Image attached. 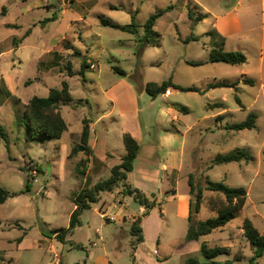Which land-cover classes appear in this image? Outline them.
Here are the masks:
<instances>
[{"label":"rangeland","instance_id":"obj_1","mask_svg":"<svg viewBox=\"0 0 264 264\" xmlns=\"http://www.w3.org/2000/svg\"><path fill=\"white\" fill-rule=\"evenodd\" d=\"M87 3L90 6L88 9L84 7ZM110 4L122 5L123 9L110 10ZM169 5L174 6L175 11L158 26L162 37L161 48H150L140 58L136 55L134 36L98 25L99 15L119 25L129 24L131 13L137 10L135 24L143 32L149 15ZM181 5L177 0H0V125L7 133L6 140H0V186L9 192H19L29 183L28 192L8 198L0 205V264H56L58 260L61 264L82 263L86 261L87 250L94 248L91 242L104 246L113 264L133 263L129 256L130 224L124 226L127 233L117 240L120 245L116 248L111 227L103 229L101 219L90 209L83 211L81 225L70 232L65 244L51 234L52 230L68 227L70 212L74 208L71 195L85 185V178L77 170L80 161L86 160L85 155L80 153L68 157L72 146L79 140L82 121H95L100 116L103 122H109L108 140L105 145L99 144L94 158L91 155L79 167V170L86 171L90 185L106 179L109 168L124 153L122 129L129 132L131 127L140 126L143 141L156 139L159 131H172L175 126L184 132L187 125L190 131L185 143L187 147L194 148L195 162L199 167L194 174L196 183L204 186L205 176L215 182L223 181L230 187H243L247 192L243 210L226 227L208 235V244L210 247L228 246L231 250L229 256H219L216 261L232 260L235 255L243 254L244 258L235 264H250L253 251L243 237L240 225L248 218L259 232L264 233V88L259 87V82L251 90L239 91L244 110L235 103L233 94L227 88L211 93L209 97L213 96L215 101L192 92L168 97L159 95L152 100L146 91L136 90L134 103L126 100L120 92L116 100L109 97V88L116 80L124 78L116 74L112 66L128 74L126 82L138 90L141 89V81L161 83L171 78L172 53L178 46L174 41L176 30L172 21L183 7ZM55 7L59 8L56 10ZM61 9L66 10V16L59 15ZM197 9L201 11L198 7L190 10L196 13ZM79 15L86 20L73 22ZM183 21L178 22L181 31L191 23L187 17ZM197 25L195 33H201L202 26ZM28 30L30 33L25 35ZM75 33L86 39L81 42ZM64 36V40L59 39ZM73 36L76 38L74 42L71 41ZM14 40L17 44L13 43ZM83 60L96 65L94 70L86 69L84 78L79 74ZM68 63L73 76H69ZM191 70L193 77L201 82L211 73L210 67H192ZM180 74L188 80L189 75L184 70H180ZM64 81L68 83L74 99L69 105L59 107L68 130L60 139L30 140L25 122L21 120L25 106L33 96L46 97L50 89H60ZM201 82L196 85H201ZM223 96L227 99L225 110L206 109L207 103L219 102ZM174 103H181L188 113L169 111ZM250 112L257 115L256 128L252 130H220L215 123L218 114H226L225 122L231 124L244 121ZM173 115L179 117L180 122H171ZM142 124H150L151 128L145 131ZM97 130L101 131V127ZM237 148L244 149L253 157L247 167L239 163L215 165L204 175L201 174L204 166L218 153ZM107 151L113 158H104L103 163L97 160V156L106 157ZM134 168L140 172L157 173L159 183L162 170L157 159L147 158L142 153L136 158ZM177 190L180 195L187 196L189 188L186 179L178 182ZM162 191L160 187L153 193L160 199ZM213 194L206 192V197ZM100 195L109 199V194L105 192ZM152 195L149 197L152 198ZM125 200L128 203L125 210L127 217L136 215L139 204L127 196ZM111 205L114 203L108 201L104 210L115 211ZM98 206L95 204L96 208ZM211 217L214 213L204 202L196 219ZM151 220L150 224L154 226L155 219ZM96 230L101 232L102 241ZM41 234L47 239L38 245ZM162 234L173 240V245L168 247L166 240L161 239L164 242L162 251L166 249L172 253V259L167 264H184L188 256H196L202 261L199 242L184 241L185 231L181 222L170 218ZM147 236L150 237V229ZM22 237L24 242L19 244L21 241L18 239ZM76 245L83 249L76 248ZM157 248L160 249L151 240L144 242L139 248L138 263L151 261L156 264L160 261L154 253ZM257 262L264 264V256Z\"/></svg>","mask_w":264,"mask_h":264},{"label":"crops","instance_id":"obj_2","mask_svg":"<svg viewBox=\"0 0 264 264\" xmlns=\"http://www.w3.org/2000/svg\"><path fill=\"white\" fill-rule=\"evenodd\" d=\"M74 1L75 0H73V2ZM177 1L180 2V4H182L181 6L183 7L180 8L177 16L172 21V26L176 30V33H175L176 36L174 38V41H175V44L178 45L177 50L172 53V74H171L172 82L181 87H195L200 90H203V93H199V92H192V93L201 94L211 101L212 100L215 101L213 96L209 97L211 93H213L216 90H220L221 88L209 89V90H206V88L210 83H214L217 81L232 82V81H236L241 76H244L245 78L253 81L252 85L244 84L240 81L237 92H235V90L232 88H227L229 93L233 94V99H234L235 93L238 95L239 91H244L247 88L249 90L255 88L257 81L259 82V87L264 88V0H177ZM169 6L171 7V9L168 12H166L164 15H162L159 19H157L154 24V31H156L160 35L161 33L158 29L159 24L161 23L163 19L169 18L170 17L169 15L174 13L175 11L174 6L172 5H169ZM84 7L88 9L90 6L87 3V5ZM196 7L200 8L201 11L197 9L196 13H194L192 12V10H190V9L195 10ZM58 8L59 7H55L56 10ZM189 11L194 13L195 16L202 15L204 17L198 22H196L195 24V22H193L189 18V15H188ZM66 14H67L66 10L61 9L59 15L66 16ZM52 17L54 19L56 16L54 15ZM185 17H187L191 23L188 25V27H186L185 30L181 31L179 28L178 22L183 21ZM85 20H86L85 17H82V15H79L78 17H75L73 22H78V21L80 22V21H85ZM198 23L199 25L202 26L203 31L201 33H195ZM98 25H100V22H98ZM120 26H124V25H120ZM102 27H105V26H102ZM210 31H215L218 34V36L224 39V49L225 50L244 53L247 57V62L245 64L235 65V66L227 65L224 63H209L208 62L209 53L214 45V42H216L218 39V37L212 38V36L208 35ZM123 33H127V32H123ZM142 34L143 32L138 30V36H141ZM76 35H78L76 38H78L81 42L83 38L86 39L83 36H79V34H76ZM189 36H195L197 40L196 41H186V38H188ZM73 37L72 38L70 37L72 42H74V40L76 39L75 37L74 38ZM97 37H100V36H97ZM59 39L64 40L65 36ZM51 40L52 39H50V41ZM135 44H136L135 46V49H136L137 43L135 42ZM194 45H197V47ZM150 48H153V47H147L143 51L142 57L145 55L146 51ZM200 53H202L201 56H200ZM190 62L201 63V65L193 66V65H190ZM88 64H89V68L87 70L96 69L95 64L93 63L91 64L88 63ZM192 67H210L211 73H208V75L201 82V81H198L197 78L193 77V71L191 70ZM180 70H184L186 72V75L190 76L186 78L188 80H185L183 78L184 75L180 74ZM125 79L126 78L124 77L114 82V84L109 88V97L116 100L117 93L120 92L122 95H125L124 97H126V100H129L130 102L134 103L135 98H136V92L137 91L144 92L145 91L144 87L148 82L141 81L142 86H141V89L138 90L136 89V87H134L133 84L126 82ZM199 82H201V85H196ZM168 91H169V95L163 94L162 96L164 97H168L172 95L177 96L178 93L181 92L174 88H170ZM120 99L122 101L123 100L125 101V98L123 99V97H121ZM226 101H227L226 97L223 96L219 102L207 103L206 109L225 110ZM240 101L242 103L241 98H240ZM216 103H222L224 104V107L216 108L214 107V104ZM238 106L244 110V105L243 107H241L240 105ZM180 107H184V106L181 103H174L169 108V111L172 110V111L177 112ZM187 113H188V109L185 114ZM219 115H222L223 117L217 122L216 117ZM225 115L226 114L222 113V114H218L217 116H215V123L217 124V127L220 128V130L225 129V126H227V124L229 125V123L225 122V119H226L224 118ZM223 119L224 121H222ZM88 120L87 121H88L89 130H90L88 144L92 150V157L94 158L95 157L94 153L97 152V150L99 149V144L105 145L108 140L107 135L109 134V122L107 123L103 122L101 116L98 117L95 121H92L91 119H88ZM174 120H176L177 122H180L179 117H177L176 115H173L171 122H173ZM99 126L101 127V131L97 130ZM139 127L140 126L138 125L133 126V129L131 127L130 129L131 131L129 130L128 133H130L134 138H136L139 141V144H140L139 155L144 153V155L147 156V158L158 160V166L160 170H162V173L159 179L160 185L157 180L159 176L157 175V173L152 174V173H147V172H140L139 170H135V168H133L132 172H130L127 175L126 183L141 190L143 194H145L147 197L153 194L154 197L152 198L156 200L155 207L149 211L148 215L143 216L145 212V208L139 205L138 213L136 215H131L127 217V215L125 214V210L128 207V203L125 200V196L122 194V186L119 185L112 192H105V194H109L108 200L103 199L102 195H100L99 200L96 203V204H99L98 206L99 208H96L94 204L91 206L90 211H94L95 215H98V217L101 219L102 221L101 226L103 227V229L106 227H111L110 232L113 235L112 236L113 241L116 242V248L119 247L120 245V243L117 240L121 236L126 235L127 233V231L124 229V226L127 223L131 225V223L134 220L141 218L140 225L143 230L144 242L151 240L158 247H160V249L157 248V251L156 250L154 251L157 257L161 259L160 261H157L156 264H167L172 259V253H170L166 249L162 251L161 248L164 242H161V239L163 238L166 240L168 247L173 245V240L172 239L169 240L168 235H165V234L163 235L162 229L168 225L170 218H175L177 221L181 222L182 228L185 231V235H186L187 228H188V217L190 215L191 197H190L189 190H188L187 196L180 195L177 190V184L183 178L187 180V184H188V175L195 174L199 167H198V163L195 162L194 148H192L191 146L187 147L185 143L186 136L188 132L190 131L189 126L186 125L184 127L185 128L184 132H182V130H180L179 128H176V126L173 128L172 131L169 129H164L163 131L158 132L156 139L149 138L143 141L140 137ZM142 128L145 131H148V129L151 128V125L142 124ZM67 130H68V125H67ZM125 130L123 129L121 130V138ZM90 139H92V142H90ZM124 154H125V151L123 154L119 155L118 162L114 164L113 166L120 163L121 157ZM97 158H98L97 160L103 163L105 161L104 158L111 159L113 158V156L111 155L109 151H107L106 157L97 156ZM209 163L207 164V166H204L203 172L201 174L204 175L206 170H208ZM233 163H236V162H233ZM229 164H223V165H229ZM239 164L244 165L245 167L248 166V164H245L243 162H240ZM112 167L109 168V175H110V169ZM89 169H91V166ZM97 172L95 173L97 174ZM108 177H106V179ZM160 187L163 188V191L161 192L162 196L159 199L157 195L153 192L156 191V188H160ZM205 196H206V192H205ZM127 197L128 199H133L132 197H129V196ZM108 201H112L114 203V205H111V207L114 208L115 211L108 212L104 210L105 206L108 204ZM204 202L207 205V202L206 201ZM169 205H171L170 206L171 209L168 210ZM74 209H75V206L72 209V211ZM72 211L70 212V214L72 213ZM83 215L84 214L82 213L80 219L84 217ZM127 218H129V222H127L128 221ZM151 219H155L156 223L154 226L150 224L152 223ZM38 228H39V225H38ZM112 229H114L113 232H112ZM129 229H130V226H129ZM149 229H150V237L147 236V231ZM240 231L242 232L241 229ZM95 233L98 235L99 240L102 241L103 237H102L101 232L96 230ZM261 234L264 235V233H261ZM207 236H203L198 240L200 247L203 242L209 246ZM40 237L41 239L38 240V243H37L38 245H40L41 242L47 239L45 238L43 234H41ZM131 240H132V237L130 241ZM18 241H21V243L19 244H22L24 242L23 237L18 239ZM130 241H129V250H130ZM144 242L137 246L134 252V261L132 264H141V263H138V258H140L139 248L140 246L144 244ZM91 247H94V248L87 250L86 255H85L86 256L85 264H113L104 246L99 247L96 245V243L91 242ZM189 257H192V256H188L186 257V259ZM56 258H58V256H56ZM186 259H185V262H186ZM59 263H61L60 260L56 262V264H59ZM146 264H153V263H151V261H148V263Z\"/></svg>","mask_w":264,"mask_h":264},{"label":"trees","instance_id":"obj_3","mask_svg":"<svg viewBox=\"0 0 264 264\" xmlns=\"http://www.w3.org/2000/svg\"><path fill=\"white\" fill-rule=\"evenodd\" d=\"M110 10L122 9V5H110ZM171 9L170 6L162 9H157L152 14L149 15L147 21L143 26V34L138 36V26L135 24V16L137 11L131 14V23L128 25L120 26L113 22L111 19L105 18L103 15H99L98 19L101 26L111 27L119 29L123 32H127L135 36V42L137 43L136 55L140 58L143 51L147 47L160 48L162 45V37L159 33L154 31V24L157 19L168 12ZM189 18L193 22H198L204 16L194 15L189 11ZM30 30L26 32L28 35ZM208 35L212 38L218 37L217 41L209 53V63H224L227 65L235 66L242 65L247 62V57L242 52L228 51L224 49V39L215 31H210ZM195 36H189L186 41H196ZM14 44L17 42L14 40ZM78 54V53H77ZM190 65L199 66L201 63L190 62ZM66 68L69 70V76H73L70 69L71 66L68 63ZM89 68V64L83 60L80 65L79 74L84 78L86 69ZM112 70L121 77H126V73L117 68L116 66L111 67ZM240 81L244 84L252 85L253 81L241 76L236 81H217L210 83L206 90L216 89V88H232L237 92L238 85ZM170 88L177 89L181 92H199L203 93L195 87H181L174 84L169 78L161 83L148 82L144 90L146 93L154 100L157 96L163 95ZM205 90V91H206ZM73 97L69 90V85L67 82H62L61 88H52L46 97L33 96L27 105L23 113V118L21 119L25 122L26 131L28 138L30 140H48V139H60L64 132L67 131V124L59 110L61 105H69L73 102ZM235 102L243 107L239 96L234 94ZM214 107H224L222 103L214 104ZM180 112L186 113L187 108L180 107L178 109ZM223 116L219 115L216 117V121L220 120ZM257 115L253 112L248 113L246 119L240 123H232L225 126L226 130L230 131H242V130H252L256 128ZM90 136V130L88 126V121L83 119L82 130L79 136L78 142L72 146L68 157L76 156L78 154H84L86 160H81L79 167L84 165L92 155V150L88 144ZM7 133L5 128L0 125V140H6ZM122 142L125 148V154L121 157L120 163L113 166L110 169V175L107 179L101 180L93 185H90L86 179V171L79 170L78 173L83 176L86 180L84 181V186H82L78 192L71 195L72 202L75 209L70 214L69 225L65 229L52 230L51 234L61 243L65 244L68 241V236L73 229L81 225L80 216L83 211L91 208L92 205L96 204L99 200V196L103 192H112L117 186H122V194L124 196L132 197L133 200L145 208L143 216L148 215L149 211L155 207L156 200L154 198L147 197L143 192L130 184L126 183L127 175L132 172L134 168V162L140 152L139 141L134 138L130 133L124 132L122 134ZM264 155V151H262ZM253 161V157L248 154L244 149H234L227 153H218L209 163L208 169H211L215 165H223L229 163H240L249 164ZM205 185L201 186L196 183L194 174L188 175V186L189 193L191 197V204L195 203L197 208V213L199 212L200 206L204 201L207 202L208 208L214 213V217L205 220H196L195 216L189 215L188 217V228L184 241L186 243L192 241H198L201 237L210 235L216 230L224 228L228 222L235 219L236 216L243 210L246 200L247 192L243 187H230L224 184L223 181L215 182L210 180L208 177H204ZM29 191V183H26L25 189L19 192H9L0 186V205L5 203L8 198L16 197L20 194H24ZM205 192H212L213 195L208 198L205 196ZM141 218L134 220L129 229V234L132 237L130 241L129 256L131 261H134V252L137 246L144 242L143 230L141 228ZM242 230V235L249 244V247L253 251V256L250 259V264H258L257 260L264 256V235H262L254 224L248 218H245L240 226ZM76 248L83 249L82 246H75ZM231 250L228 246H213L209 247L206 243H202L200 247V256L202 261L196 257L192 256L186 259L185 264H235L244 258L243 254L235 255V257L230 260L216 261L219 256H229ZM61 264V263H59ZM74 264H85L82 263Z\"/></svg>","mask_w":264,"mask_h":264},{"label":"water","instance_id":"obj_4","mask_svg":"<svg viewBox=\"0 0 264 264\" xmlns=\"http://www.w3.org/2000/svg\"><path fill=\"white\" fill-rule=\"evenodd\" d=\"M151 197H154V195H152ZM190 214L195 216L197 214V208H196V204L192 203L191 207H190Z\"/></svg>","mask_w":264,"mask_h":264},{"label":"built area","instance_id":"obj_5","mask_svg":"<svg viewBox=\"0 0 264 264\" xmlns=\"http://www.w3.org/2000/svg\"><path fill=\"white\" fill-rule=\"evenodd\" d=\"M93 67V66H92ZM165 95H169V91H166Z\"/></svg>","mask_w":264,"mask_h":264}]
</instances>
